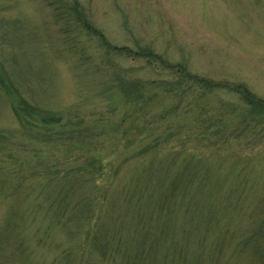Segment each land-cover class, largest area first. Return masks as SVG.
Returning <instances> with one entry per match:
<instances>
[{"label":"rangeland","instance_id":"obj_1","mask_svg":"<svg viewBox=\"0 0 264 264\" xmlns=\"http://www.w3.org/2000/svg\"><path fill=\"white\" fill-rule=\"evenodd\" d=\"M63 1H77L109 46L132 52L148 48L173 67L149 66L146 59L124 52L111 54L98 36L74 19L59 20L57 15L65 10H55L51 0H0V79L4 77L6 83H0V127L13 130L17 126L10 105L18 102L5 92L12 85L27 101L63 113L65 122L82 119L95 124L100 130L93 139L104 145L82 155L79 150L69 153L66 145H41L18 133L11 137L8 147L25 167L17 177L6 176L9 185L4 190L9 196L0 194V230L10 205L23 199L19 208L28 209L29 216L20 240L27 255L9 248L0 252V264H68L60 253L65 244L75 246L68 242L67 230L55 228L50 239H41L43 228L38 232V225L43 222L42 214L29 210L30 202L54 196L61 218H67L86 195L94 201L93 213L101 215L107 202L122 200L120 193L126 187L135 194L144 185L141 177L132 180L138 171L164 163L160 153L175 152L182 159L206 160L218 175H248L241 189V183L235 185L237 199L230 197L228 202L235 203L231 241L229 237L220 243L206 241L211 245L206 250L226 241L230 244L225 257H234L224 258L220 264L239 260L241 264H264V111L250 110L237 93L226 89L207 92L205 86L177 74L182 71L220 84L243 85L264 100V0ZM120 79L141 83L144 88L138 93H144V98L138 93L124 94ZM146 120L153 122L141 128ZM43 151L48 155L42 156ZM144 151L152 154L136 157ZM94 152L110 169L101 172L96 183L87 179V189L85 185L81 189L77 172ZM46 157L53 159L51 173L68 174L69 183L73 180V191L61 181L46 182L47 168L40 162ZM10 163L8 169L15 172L18 163ZM117 172L120 178H116ZM36 173L41 178L32 181ZM88 188L94 191L90 194ZM242 197L247 205L254 203L247 212L239 202ZM84 208L91 211L87 204ZM211 215L209 222L214 219ZM104 220L114 225V221ZM182 220L168 226L171 240L181 239ZM134 225L127 228L126 239H138L134 231L141 225ZM204 227L200 224L197 234ZM243 243L247 245L243 247ZM87 252L69 264H114Z\"/></svg>","mask_w":264,"mask_h":264},{"label":"trees","instance_id":"obj_2","mask_svg":"<svg viewBox=\"0 0 264 264\" xmlns=\"http://www.w3.org/2000/svg\"><path fill=\"white\" fill-rule=\"evenodd\" d=\"M50 4L56 6L54 7L55 10H65V14L57 15L59 20L68 22V19H74L76 23L86 28L92 35L98 36L103 46L111 54L124 52L128 56L146 59L149 66L156 64L168 69L173 67L166 64L167 62L163 56L155 54L148 48H141L132 52V50L125 47L109 46L102 33H99L89 23L83 7L77 1L65 3L63 0H51ZM12 25L15 26V23ZM177 74L183 75V78L189 79L196 85L205 86L207 92L226 89L237 93L238 96H242V100L246 105L251 107L250 110L259 109L264 111V100L256 97L243 85L220 84L198 75H191L188 72L179 71ZM6 75L7 73H5V77ZM3 81L4 77H1L0 83L6 85ZM179 82L180 80H178ZM119 83L122 92L126 95H133L144 88L141 83H130L128 79H120ZM5 89L7 94L10 92V95H8L13 98L12 101L16 100L18 102L15 105L11 101L10 105L17 126L13 130L0 127V194L9 196L8 191L4 190L9 185L7 177H17L25 167L24 161L18 159V156L8 147V142H11V137L16 133L29 138L32 137L41 145H66L69 153L79 150L82 151V155L97 150L98 145H103V141L93 139L96 133L99 134L98 130H100L95 124H88L82 119H78L74 123L65 122L63 113H54L46 110L37 102L27 101L26 98L17 93L18 89L16 87L11 85L6 86ZM138 96L143 99L144 93H138ZM244 115L246 117L254 116L255 119L260 117L257 114L247 115V113H244ZM260 120L262 121V119ZM152 122L146 120L140 126L143 128L144 125ZM94 154L84 160L77 172L78 185L79 182H82L81 189L84 185L87 189V179L96 183L102 176L101 172L106 173V170L110 169V164L108 167L105 166L104 159L98 157L95 152ZM151 154L144 151L136 157L145 158ZM46 155H48L47 152L43 151L42 156ZM159 157L160 160L165 162L146 166L138 171V174L136 173L138 176L132 177L133 181L139 180L141 177L144 185H139L135 189V194H132L129 187H126V190L120 193L121 196H124L120 197L122 200L107 202V206L104 208L105 211L103 210L101 215L93 213L94 201L84 195L87 192L83 193V199L85 198L82 200L83 202H80L78 208L72 211L67 218H61L60 212L56 209L58 200L54 196L45 195L40 202L36 201L40 200L39 198L30 202L29 210L42 214L43 222L38 225V232L39 229L42 230L43 228L41 239L45 236L47 239L51 237V233L55 228L60 227V229L67 230L66 232L69 234L68 242H73L75 246L65 244L60 253H62L61 256L64 255L62 261L68 264L79 255L85 254L86 250L89 252H87L88 255L97 254L96 256L99 257L100 261L114 264H220L224 258L232 260L234 256L225 257L230 242L226 243L225 241L219 248L215 244L212 250H206L207 246L208 248L211 246L206 245V241H208V244L212 241L220 243V239L228 237L231 241V237L234 235L235 203L229 204L228 202L232 200L230 197L237 199L234 193L235 185L241 183V189L242 183L246 181V178L248 180V175L246 178L243 172L239 176L237 172L234 176L232 173L226 176H223L222 173L218 175L206 160H197L191 156L182 159L181 155L176 152L174 154L160 153ZM135 158L132 160H135ZM12 161L18 163L15 172L8 169ZM40 162H42L41 166L44 165L47 168L46 174L49 178L46 180L47 183L61 181L63 186L71 185L69 191H73L74 184H71L73 180L69 183L68 174L58 175L49 171V164L53 162V159H47L46 157ZM216 166L221 167V165ZM7 171L13 175L8 174ZM118 173L116 178H120ZM40 178L36 173L32 181ZM64 188L61 186V189ZM88 191L91 194L94 190L88 188ZM22 200L17 201L15 206L11 204L7 211L5 224L0 230V252L15 248L17 253L23 256L27 255L20 238L29 215L28 209L19 208V203ZM239 202L245 205L243 208L245 212L250 210L254 204L250 201L247 205L243 197ZM86 204L91 207L90 212L87 208H84ZM240 205L238 204V206ZM216 211L218 212L216 213ZM212 213L214 219L209 222ZM105 218L114 221V225L109 226L107 221L104 220ZM181 219H183L184 226L181 239L171 240L169 236H173V233L170 234L168 226L170 224L174 225L176 221H181ZM135 222L141 225L139 231H134L136 235L139 234L138 239H126L127 228L131 224L134 225ZM200 224L205 225V227L197 234ZM133 228H136L135 225ZM118 236L120 239L116 240ZM165 242L167 245H165ZM246 245L247 243L242 244L243 247ZM4 261L7 262V260ZM241 263L242 261H237V264Z\"/></svg>","mask_w":264,"mask_h":264}]
</instances>
